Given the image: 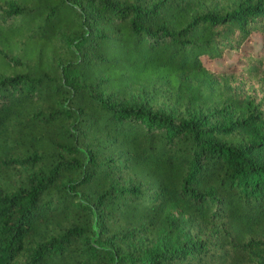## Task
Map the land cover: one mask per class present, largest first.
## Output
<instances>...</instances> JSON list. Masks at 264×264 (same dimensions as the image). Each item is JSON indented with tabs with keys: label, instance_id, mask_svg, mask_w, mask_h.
Wrapping results in <instances>:
<instances>
[{
	"label": "trees",
	"instance_id": "16d2710c",
	"mask_svg": "<svg viewBox=\"0 0 264 264\" xmlns=\"http://www.w3.org/2000/svg\"><path fill=\"white\" fill-rule=\"evenodd\" d=\"M252 34L264 85V0H0V264H250L263 103L204 61Z\"/></svg>",
	"mask_w": 264,
	"mask_h": 264
},
{
	"label": "rangeland",
	"instance_id": "374dc122",
	"mask_svg": "<svg viewBox=\"0 0 264 264\" xmlns=\"http://www.w3.org/2000/svg\"><path fill=\"white\" fill-rule=\"evenodd\" d=\"M262 48L261 37L257 34H252L249 39L240 47L237 52L226 51L221 59H213L210 61H204L206 68L214 74H228L232 75V85L241 90L245 96L252 97L256 102H262V108L264 110V85H258L249 81L244 76L234 75V70L241 64H238V54L250 53L252 56H256ZM144 97L134 96L130 99L129 104H141L145 102ZM159 102H161L159 100ZM160 104V103H159ZM264 124H260L254 127L252 130L245 132L241 137V143L247 145L253 141L257 136L262 133ZM264 164V155L260 158ZM250 264H264V250H260L257 254L251 257Z\"/></svg>",
	"mask_w": 264,
	"mask_h": 264
}]
</instances>
